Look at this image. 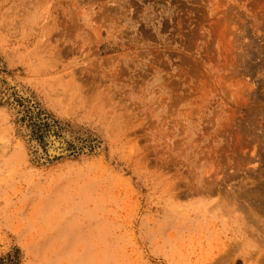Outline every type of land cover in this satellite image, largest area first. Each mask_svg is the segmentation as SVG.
<instances>
[{"label": "rangeland", "instance_id": "374dc122", "mask_svg": "<svg viewBox=\"0 0 264 264\" xmlns=\"http://www.w3.org/2000/svg\"><path fill=\"white\" fill-rule=\"evenodd\" d=\"M9 255L264 264V0H0Z\"/></svg>", "mask_w": 264, "mask_h": 264}, {"label": "bare ground", "instance_id": "6f19581e", "mask_svg": "<svg viewBox=\"0 0 264 264\" xmlns=\"http://www.w3.org/2000/svg\"><path fill=\"white\" fill-rule=\"evenodd\" d=\"M51 140H52V142H53L54 144H53V147H51V148L49 147V148H48V151H49L50 154H58L59 151H58L57 148L59 147V142H60V141H56L54 138H52ZM58 140H59V139H58ZM49 142H50V141H49ZM61 142H63V141H61ZM66 145H67V144H66ZM51 146H52V145H51ZM59 148H60V147H59ZM46 156H47V155H46Z\"/></svg>", "mask_w": 264, "mask_h": 264}, {"label": "trees", "instance_id": "16d2710c", "mask_svg": "<svg viewBox=\"0 0 264 264\" xmlns=\"http://www.w3.org/2000/svg\"><path fill=\"white\" fill-rule=\"evenodd\" d=\"M0 264H14L11 259V255H9L7 258L1 259Z\"/></svg>", "mask_w": 264, "mask_h": 264}]
</instances>
